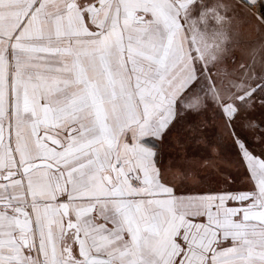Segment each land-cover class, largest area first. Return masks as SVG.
<instances>
[{
	"label": "snow or ice",
	"instance_id": "snow-or-ice-1",
	"mask_svg": "<svg viewBox=\"0 0 264 264\" xmlns=\"http://www.w3.org/2000/svg\"><path fill=\"white\" fill-rule=\"evenodd\" d=\"M226 4L0 0V264H264V42Z\"/></svg>",
	"mask_w": 264,
	"mask_h": 264
},
{
	"label": "crops",
	"instance_id": "crops-1",
	"mask_svg": "<svg viewBox=\"0 0 264 264\" xmlns=\"http://www.w3.org/2000/svg\"><path fill=\"white\" fill-rule=\"evenodd\" d=\"M256 0H227L226 8L221 10V15L225 12L227 19L233 24L236 21H240V41L249 47H259L261 42H264V30H261V25L264 21H261L258 16L250 7V4ZM264 6V0H260ZM221 0H216L217 5ZM213 20H219L217 16L212 17ZM205 31L208 34L209 39H212L213 33L216 31V25H207ZM231 35V33H230Z\"/></svg>",
	"mask_w": 264,
	"mask_h": 264
},
{
	"label": "built area",
	"instance_id": "built-area-1",
	"mask_svg": "<svg viewBox=\"0 0 264 264\" xmlns=\"http://www.w3.org/2000/svg\"><path fill=\"white\" fill-rule=\"evenodd\" d=\"M250 7L258 16H264V6L260 0L252 2Z\"/></svg>",
	"mask_w": 264,
	"mask_h": 264
}]
</instances>
